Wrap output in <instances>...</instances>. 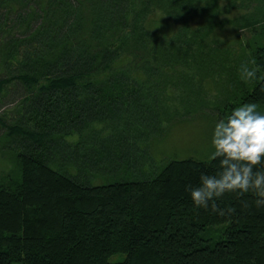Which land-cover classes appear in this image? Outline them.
<instances>
[{
    "label": "trees",
    "instance_id": "16d2710c",
    "mask_svg": "<svg viewBox=\"0 0 264 264\" xmlns=\"http://www.w3.org/2000/svg\"><path fill=\"white\" fill-rule=\"evenodd\" d=\"M221 1L0 0V96L15 83L24 89L18 116L0 117V141L17 149L3 146L13 163L0 176V264H264V208L253 191L217 198L233 209L225 216L192 202L187 187L201 172L215 174V161L174 160L147 179L97 185L52 166L60 144L74 152L89 141L56 136L96 122L113 131L97 141L101 157L71 162L130 167L137 143L128 136L144 137L137 120L145 125L147 116L152 136L164 103L209 110L215 121L241 103L264 106L260 84L239 79L237 54L217 48L232 47L218 38L230 29L244 47L239 62L254 60L264 75V13L242 14L246 0ZM154 15L169 29L154 31ZM245 30L258 33L243 44ZM218 80L226 95L210 102L201 84ZM116 254L124 258L112 262Z\"/></svg>",
    "mask_w": 264,
    "mask_h": 264
},
{
    "label": "rangeland",
    "instance_id": "374dc122",
    "mask_svg": "<svg viewBox=\"0 0 264 264\" xmlns=\"http://www.w3.org/2000/svg\"><path fill=\"white\" fill-rule=\"evenodd\" d=\"M221 3L224 5L226 3V0H222ZM246 3L248 5V10L244 11L243 13L241 12L242 14H245L249 11L253 13L254 10H261V13H264V0H246ZM160 19L168 21L166 16L154 15L151 20L156 21V23H153L152 29L154 31L164 30L165 28L166 30H168V24H162V20ZM257 33L255 34L254 32L248 30L243 31L241 34L243 44L248 43L250 40H252L254 36L257 35ZM218 38L223 39L225 43L232 42V44L229 45L232 47L217 48L220 50L221 48L232 49L231 51L237 54V58L233 59H236V62L240 64V55L243 54L244 47H240V44L235 41L232 31H230V29L221 30L218 33ZM248 57H251V54L249 52ZM225 83L226 82L223 80H218L217 82L205 81L201 84V86L205 87V89L207 90V97L210 102L216 101V99L217 101H219V92L222 96L226 95L225 92L227 91L221 93V91L224 90L223 85H225ZM23 93V87L20 84L15 83L8 88L6 94L0 96V117L4 118L5 122H10L18 116L17 107L22 103L21 97L23 96ZM174 103H172L173 107L169 109L165 107V103L163 104V106H161L162 117L160 122L156 123L157 130L152 136L148 135V116L145 119V125H143L144 123L137 120V126L140 127L142 125V128L140 127V131H144V137H139L138 135L137 137H135L134 133L128 136L129 138L133 139L131 141L137 143L136 145H134L128 158V160L131 162L130 167L124 166V160L119 161V159L111 162V164L106 159L105 161H101L96 165H91L93 164L91 161L85 160L84 162L81 160V166L79 165V163L77 164L76 162H71V159H74V156L80 157L81 159L82 154L95 155L97 153V155L99 154L98 158L101 157V147L97 143V141H99L101 138H106L113 131L112 127L110 128L109 126L108 127L110 128V131L104 129V125H102V123L100 122L92 124L90 128H88L84 132L73 133L69 136L57 135V140L66 139L69 142H73V146L79 140H81V138L82 141L84 139L89 141L82 144L81 146H76L74 152L72 151V145L64 143L63 146L59 142L61 149L59 151L55 150V153L57 154V156L59 154V157H62V160L56 161V163H53L52 166L55 169L70 173L72 175H80L79 178L83 180H85V178H88L87 180H89L92 184L97 185L105 180V182H115L123 180L147 179L154 176L156 172L162 170L168 164V162L174 160L193 158L201 161H210L208 157L210 155V152L212 151L211 136L212 129L215 123V119L212 116L211 111H199L198 108L192 106L190 108L193 109H190L188 107H185L183 109L180 102L175 101ZM258 107L261 110H264V106ZM165 109H168V114L172 116L171 120H168L169 123L164 120ZM112 114L113 113H110L109 115ZM120 114L124 113L118 112L116 114H113L112 116H109L105 120V122L111 124V121ZM4 131L5 129L0 125V136H2ZM116 133L122 134L123 132L116 131ZM116 133L115 135L118 137ZM123 139L128 140L127 134H125ZM7 140V138H3L2 141H0V176H4L9 172L13 163L11 153H14L15 150L17 151V149L15 148L16 146L13 147L9 145V143H6ZM59 144L57 143L56 145ZM3 146L11 153L7 151L4 152ZM116 151L117 155L122 154L124 148L121 146V148H117ZM106 155L107 154L105 153V157ZM63 158H65V160H63ZM114 166L115 168H112ZM110 170H114V172H111V176H109ZM221 226H224L225 229V225ZM122 258H124V255L116 254L113 255L110 260L112 262H116L120 261Z\"/></svg>",
    "mask_w": 264,
    "mask_h": 264
},
{
    "label": "clouds",
    "instance_id": "9594fccd",
    "mask_svg": "<svg viewBox=\"0 0 264 264\" xmlns=\"http://www.w3.org/2000/svg\"><path fill=\"white\" fill-rule=\"evenodd\" d=\"M239 79L245 84L259 83L264 91V75L254 60L241 62ZM211 145L208 159L219 167L215 174L201 172L199 185L187 187L193 204L198 208L210 207L225 216L233 209L219 208L217 198L225 193L243 195L251 190L257 197L256 207L264 208V169L256 167L264 162V110L255 102L234 106L215 121Z\"/></svg>",
    "mask_w": 264,
    "mask_h": 264
}]
</instances>
